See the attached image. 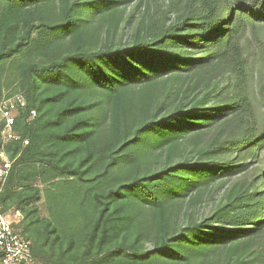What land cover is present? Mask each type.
<instances>
[{
    "label": "trees",
    "instance_id": "obj_1",
    "mask_svg": "<svg viewBox=\"0 0 264 264\" xmlns=\"http://www.w3.org/2000/svg\"><path fill=\"white\" fill-rule=\"evenodd\" d=\"M134 1L0 0V98L22 92L28 140L6 150L3 212L38 264H264L263 171L206 218L180 216L259 163L240 41L264 45V0L147 6L122 43Z\"/></svg>",
    "mask_w": 264,
    "mask_h": 264
},
{
    "label": "rangeland",
    "instance_id": "obj_2",
    "mask_svg": "<svg viewBox=\"0 0 264 264\" xmlns=\"http://www.w3.org/2000/svg\"><path fill=\"white\" fill-rule=\"evenodd\" d=\"M170 0H142L139 6V2H131L125 8L122 20L119 24V28L116 32V37L124 43L129 37L132 24L137 20L145 8L148 6L150 9L157 7V17L161 15V12L165 11ZM140 7V8H139ZM134 16L133 22L127 24L128 18ZM241 49L244 56L248 60L249 74H248V92L254 105L255 111L258 115L260 125L264 124V97L262 96L261 89L264 85V45H259V42L254 40L249 30H246L240 41ZM223 77V76H222ZM224 78V77H223ZM225 79V78H224ZM254 170L263 171L264 176V149L260 153L258 165H250L248 170L245 171L239 178H232L223 182L216 183L211 186L201 200L196 204L187 205L180 216L190 215L191 217L201 220L206 218L212 211L221 203L223 196L228 192L231 186L239 179L243 177H249V174ZM40 211L43 217L47 216L44 204H40ZM11 220L18 221L19 218L14 217L13 213H9ZM257 254L264 255V234L260 238V243L255 248Z\"/></svg>",
    "mask_w": 264,
    "mask_h": 264
},
{
    "label": "built area",
    "instance_id": "obj_3",
    "mask_svg": "<svg viewBox=\"0 0 264 264\" xmlns=\"http://www.w3.org/2000/svg\"><path fill=\"white\" fill-rule=\"evenodd\" d=\"M26 107L21 91L8 94L0 98V196L11 172L13 161L10 159L7 148L11 143L21 142L22 146L28 144L15 131L16 120L21 110ZM34 117L35 112L30 111ZM18 221L11 220L9 213L3 212L0 204V264H38L31 257L30 242L18 234L13 225L20 221L18 212L13 213Z\"/></svg>",
    "mask_w": 264,
    "mask_h": 264
}]
</instances>
